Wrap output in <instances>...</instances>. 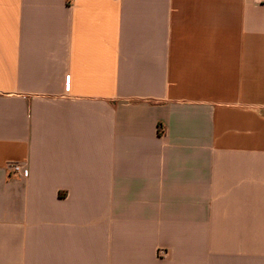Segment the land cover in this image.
Segmentation results:
<instances>
[{"label": "crops", "instance_id": "obj_1", "mask_svg": "<svg viewBox=\"0 0 264 264\" xmlns=\"http://www.w3.org/2000/svg\"><path fill=\"white\" fill-rule=\"evenodd\" d=\"M0 264H264V0H0Z\"/></svg>", "mask_w": 264, "mask_h": 264}, {"label": "built area", "instance_id": "obj_2", "mask_svg": "<svg viewBox=\"0 0 264 264\" xmlns=\"http://www.w3.org/2000/svg\"><path fill=\"white\" fill-rule=\"evenodd\" d=\"M8 170L13 176H26V167L20 163H9L7 165Z\"/></svg>", "mask_w": 264, "mask_h": 264}]
</instances>
